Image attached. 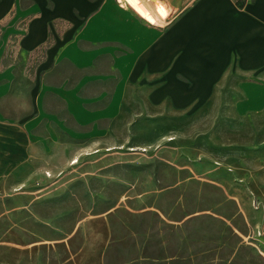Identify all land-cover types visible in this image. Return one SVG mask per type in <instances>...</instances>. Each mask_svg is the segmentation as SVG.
I'll return each instance as SVG.
<instances>
[{"label": "rangeland", "instance_id": "374dc122", "mask_svg": "<svg viewBox=\"0 0 264 264\" xmlns=\"http://www.w3.org/2000/svg\"><path fill=\"white\" fill-rule=\"evenodd\" d=\"M206 57L185 56L174 68L176 57L167 55L161 76L172 91L152 99L143 141L82 140L51 99L65 123L35 128L40 155L31 171L0 176V256L14 260L22 250L35 264H264V63ZM208 73L199 98L192 78ZM86 235L96 254H84Z\"/></svg>", "mask_w": 264, "mask_h": 264}, {"label": "crops", "instance_id": "0c3cea01", "mask_svg": "<svg viewBox=\"0 0 264 264\" xmlns=\"http://www.w3.org/2000/svg\"><path fill=\"white\" fill-rule=\"evenodd\" d=\"M167 55L174 68L200 55L264 63V0H0V176L31 171L40 155L35 128L65 123L51 99L82 140L150 137L151 101L172 91L161 76ZM210 79L192 78L199 98ZM84 247L100 251L89 235ZM27 258L16 250L0 264H35Z\"/></svg>", "mask_w": 264, "mask_h": 264}, {"label": "bare ground", "instance_id": "6f19581e", "mask_svg": "<svg viewBox=\"0 0 264 264\" xmlns=\"http://www.w3.org/2000/svg\"><path fill=\"white\" fill-rule=\"evenodd\" d=\"M77 162V159L75 158V160H74V162L72 163V164H74V163H76Z\"/></svg>", "mask_w": 264, "mask_h": 264}, {"label": "snow or ice", "instance_id": "6c2138e0", "mask_svg": "<svg viewBox=\"0 0 264 264\" xmlns=\"http://www.w3.org/2000/svg\"><path fill=\"white\" fill-rule=\"evenodd\" d=\"M161 12H162V14H165V13H163V9H161Z\"/></svg>", "mask_w": 264, "mask_h": 264}]
</instances>
